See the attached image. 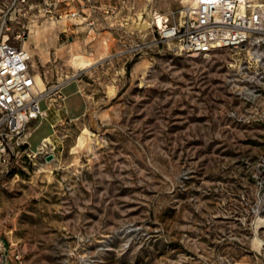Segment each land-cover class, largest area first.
<instances>
[{"label":"rangeland","instance_id":"374dc122","mask_svg":"<svg viewBox=\"0 0 264 264\" xmlns=\"http://www.w3.org/2000/svg\"><path fill=\"white\" fill-rule=\"evenodd\" d=\"M189 3L67 0L34 24L40 109L68 111L71 84L82 113L0 160V244L24 264H264V43L159 42L151 16Z\"/></svg>","mask_w":264,"mask_h":264},{"label":"built area","instance_id":"2783aa9c","mask_svg":"<svg viewBox=\"0 0 264 264\" xmlns=\"http://www.w3.org/2000/svg\"><path fill=\"white\" fill-rule=\"evenodd\" d=\"M67 0H0V160L28 146L30 126L47 117L40 109L45 93H35L31 54L23 47L31 28ZM263 5L253 0H190L180 12L154 13L150 30L159 42H171L189 57L216 50L259 45L264 35ZM60 98V97H59ZM48 147L50 150L48 151ZM41 142L38 153L53 155ZM0 264H24L15 245L0 244Z\"/></svg>","mask_w":264,"mask_h":264},{"label":"crops","instance_id":"0c3cea01","mask_svg":"<svg viewBox=\"0 0 264 264\" xmlns=\"http://www.w3.org/2000/svg\"><path fill=\"white\" fill-rule=\"evenodd\" d=\"M54 27L55 26H53V25H47V24L42 25L43 32H44L43 44L45 43V37H46L47 33L50 31H53ZM37 33H38L37 37L35 38V36L32 34L33 35L32 38L36 39L38 41V39L43 38V36L41 35V28L38 30ZM36 40H35V43H36ZM28 42H29V40H28ZM25 48L29 49V46H27V42H26ZM35 48H36V44H35ZM43 48H44V50H46V47L43 46ZM73 56L74 55H70V59ZM63 92H64L66 99H67L66 105H67L68 111L60 113V110H58L54 113L50 112L49 115H47V112H46V115L50 116L51 121H53V122H60L61 120H66L68 118H76L78 115H80L82 113V103H81V100L79 99V97L77 96L78 92H77V89L75 88V86H73L71 84L66 85L63 88ZM47 140L48 139H43L42 140L43 144Z\"/></svg>","mask_w":264,"mask_h":264},{"label":"bare ground","instance_id":"6f19581e","mask_svg":"<svg viewBox=\"0 0 264 264\" xmlns=\"http://www.w3.org/2000/svg\"><path fill=\"white\" fill-rule=\"evenodd\" d=\"M263 11H264V6L262 7ZM37 25L33 26L31 28V33L33 31V29L36 27ZM36 29V28H35ZM25 44L23 45V47L25 48L26 42H24ZM27 49V48H26ZM35 93L39 94V93H45V95H48V92H46L45 90V85L43 80L41 79V77L39 75H35V89H34ZM47 142L51 144V140L48 139L44 144L47 145Z\"/></svg>","mask_w":264,"mask_h":264},{"label":"water","instance_id":"95a60500","mask_svg":"<svg viewBox=\"0 0 264 264\" xmlns=\"http://www.w3.org/2000/svg\"><path fill=\"white\" fill-rule=\"evenodd\" d=\"M44 159H45V161L47 162V163H49V162H51V161H53L54 160V157H53V155H46L45 157H44Z\"/></svg>","mask_w":264,"mask_h":264}]
</instances>
